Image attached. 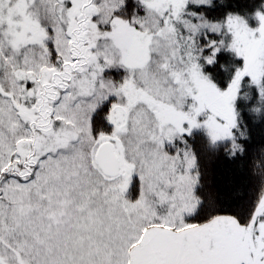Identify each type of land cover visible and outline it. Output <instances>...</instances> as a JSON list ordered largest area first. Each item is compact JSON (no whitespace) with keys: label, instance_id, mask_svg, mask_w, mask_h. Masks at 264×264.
Returning a JSON list of instances; mask_svg holds the SVG:
<instances>
[{"label":"snow or ice","instance_id":"obj_1","mask_svg":"<svg viewBox=\"0 0 264 264\" xmlns=\"http://www.w3.org/2000/svg\"><path fill=\"white\" fill-rule=\"evenodd\" d=\"M0 264H264V0H0Z\"/></svg>","mask_w":264,"mask_h":264}]
</instances>
